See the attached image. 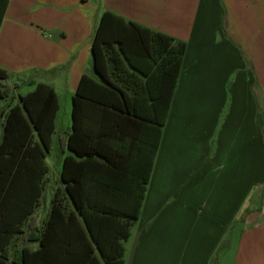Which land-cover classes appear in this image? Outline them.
I'll return each instance as SVG.
<instances>
[{
  "label": "crops",
  "instance_id": "0c3cea01",
  "mask_svg": "<svg viewBox=\"0 0 264 264\" xmlns=\"http://www.w3.org/2000/svg\"><path fill=\"white\" fill-rule=\"evenodd\" d=\"M237 2L10 0L0 27V68L14 87L9 103L19 102L23 85L30 87L26 94L40 82L53 86L60 102L47 156L52 193L34 215L33 238L64 187L65 158L73 165L85 159L69 146L73 100L83 75L100 80L92 41L110 10L187 43L168 116L148 107L140 119L86 102L79 111L77 146L94 144L115 161L111 170L84 168L85 176L113 182L119 198L136 195L148 178L139 219L124 242L126 264H264V0H242L239 36L231 34ZM26 234L12 253L38 249L37 240L23 241Z\"/></svg>",
  "mask_w": 264,
  "mask_h": 264
},
{
  "label": "trees",
  "instance_id": "16d2710c",
  "mask_svg": "<svg viewBox=\"0 0 264 264\" xmlns=\"http://www.w3.org/2000/svg\"><path fill=\"white\" fill-rule=\"evenodd\" d=\"M9 3L0 0V27ZM186 50L184 41H174L110 10L102 14L92 41L100 80L83 75L73 100L74 132L69 146L85 159L73 165L70 156L65 158L64 187L53 195L49 216L34 229L35 238L30 234L31 223L47 187V156L60 110L59 97L53 86L40 82L32 91L20 93L17 104H8L2 112L0 142V264H126L124 242L139 219L148 178L136 195L119 198L113 182L85 176L84 168L111 170L115 161L109 151L103 155V149L94 144L77 146L79 111L86 102L140 119V112L148 107L156 115L160 111V117L166 110L168 116ZM13 91L9 73L0 68V98L10 97ZM163 125L158 124L159 139ZM152 146L154 157L158 144L152 142ZM95 155L105 162H98ZM125 207L128 210L123 211ZM26 229L23 241L37 240L38 249L24 246L12 253Z\"/></svg>",
  "mask_w": 264,
  "mask_h": 264
},
{
  "label": "rangeland",
  "instance_id": "374dc122",
  "mask_svg": "<svg viewBox=\"0 0 264 264\" xmlns=\"http://www.w3.org/2000/svg\"><path fill=\"white\" fill-rule=\"evenodd\" d=\"M231 1V0H230ZM234 1H237V0H234ZM236 5V13H235V17L232 19V29H231V34L234 33V34H237L239 36V30H240V22H239V19H238V15L241 11V8H242V0H238L237 3H235ZM30 87L28 85H23L20 89V91L18 93H25ZM13 94V93H12ZM13 96V95H12ZM11 96V97H12ZM11 97L9 98H0V140H1V137H2V134H3V127H2V112L5 108H7V104L9 103ZM18 101V100H16ZM62 105H63V109L66 108V102L62 101ZM63 115V113H62ZM47 161L49 163H52V160L51 158H48ZM49 178L51 179V182L54 180V176L52 175V173L49 174ZM51 188H47L45 193H44V196L42 198V207L41 209L43 210L46 206H49V202H50V198H51ZM9 264H13L11 261Z\"/></svg>",
  "mask_w": 264,
  "mask_h": 264
}]
</instances>
